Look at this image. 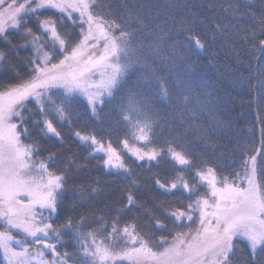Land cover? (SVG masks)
Wrapping results in <instances>:
<instances>
[{
    "label": "trees",
    "instance_id": "16d2710c",
    "mask_svg": "<svg viewBox=\"0 0 264 264\" xmlns=\"http://www.w3.org/2000/svg\"><path fill=\"white\" fill-rule=\"evenodd\" d=\"M90 8L119 41L118 64L131 67L120 74L113 94L104 96L95 111L76 94L63 93L62 103L46 97L53 110L30 101L24 108L21 138L51 172L66 176L54 227L83 217L81 231L107 238L119 215V223L135 220L155 240L175 228L166 210L184 195L179 188L161 190L157 181L167 184L181 173L191 179L193 168L202 162L224 174L233 168L241 171L240 161L256 155L264 143V97L259 94L264 81V0H91ZM24 12L25 22L0 36V86L30 76V40L37 35L43 43L51 40L42 24H54L69 48L80 38L82 23L76 16L70 19L50 7ZM27 30L31 37L25 35ZM46 119L59 135L46 130ZM146 119L151 129L142 139L145 135L135 131L134 121ZM78 132L111 142L122 167L108 169L105 155L81 141ZM130 147L157 155L140 159ZM174 150L190 156L192 163L181 164L171 156ZM130 196L135 203L127 207ZM154 220L164 221L168 228L156 229ZM62 240L57 251L72 254L69 264H89L73 232L62 230ZM235 243L232 264H264V255L257 250L253 256L246 239Z\"/></svg>",
    "mask_w": 264,
    "mask_h": 264
},
{
    "label": "snow or ice",
    "instance_id": "6c2138e0",
    "mask_svg": "<svg viewBox=\"0 0 264 264\" xmlns=\"http://www.w3.org/2000/svg\"><path fill=\"white\" fill-rule=\"evenodd\" d=\"M47 2L42 0V3ZM16 3L17 0H13V4ZM71 6L75 7L74 4ZM21 8L23 5L0 11V36H7L9 26L15 29L25 22L21 17L28 13L21 12ZM84 12H87L86 3ZM42 28L45 34L51 32V40L43 43L39 35L30 40L34 49L30 76L14 85L0 86L5 89L0 92V221H3L0 224L3 229L0 230V250L6 264H33L37 257H43V251L31 255L33 244L54 255L53 260L40 259L39 264H69L72 254L57 252V244L65 243L62 230L74 233L77 249L89 258V264H121L123 261L129 264H232L235 241L240 237L249 243L253 256L257 250L264 255V143L256 155H248L240 161L237 167L241 171L233 168L224 174L218 172L217 167L202 162L193 168L191 179L181 173L167 184L157 181L163 191L174 192L179 188L184 193L177 206L166 210L175 228L158 239H150L135 220L119 223V215L111 222L107 238L96 232L81 231L83 217L75 223L68 218L63 225L53 226L66 190V176L63 172L48 171L42 161L35 163L39 175L31 171L34 166L31 158L35 153L21 141V125L26 119L24 108L31 101L42 109L44 92L56 86L63 87L66 96L80 91L90 105L102 103L104 95L110 97L113 94L117 73H123L131 64L114 67L109 62L121 49L103 24L96 25V30L91 25L87 31L81 30L79 40L71 48L54 24L44 23ZM25 35L31 37V31L27 30ZM96 69L106 73L112 69L99 86L88 82ZM259 88L260 96L264 97V81L260 82ZM129 106H132L131 100ZM55 110L62 111L60 106ZM14 121H19L20 126ZM46 127L55 132L51 121ZM144 129L150 131L151 121L145 120ZM77 137L82 141L89 140L81 134ZM147 138V135L142 137ZM91 141L107 154L106 165L122 166L114 148L109 145L105 149L95 136ZM136 153L140 159L157 155L155 151L138 149ZM170 154L181 164L192 163L191 157L181 151L174 150ZM22 195L27 199H22ZM133 203L134 198L130 196L127 207ZM153 223L158 230L168 228L164 221L154 220ZM185 228L187 231L183 230ZM13 230L20 235L14 234ZM49 234H53L56 243L48 241ZM13 242L20 247H15Z\"/></svg>",
    "mask_w": 264,
    "mask_h": 264
},
{
    "label": "rangeland",
    "instance_id": "374dc122",
    "mask_svg": "<svg viewBox=\"0 0 264 264\" xmlns=\"http://www.w3.org/2000/svg\"><path fill=\"white\" fill-rule=\"evenodd\" d=\"M34 2V5L32 6L33 9H38V8H44V7H50L51 9H54V10H62L63 12L66 13V15L71 19V16H76L77 18H79L78 22L79 23H82V28L81 30H84V31H87L88 28H89V25H91V27L93 28V30H96V25L98 24H103L105 26V28L109 31V33L111 34V31L109 29V26L108 24L103 21L101 18H98L96 17L91 11V8H90V5H91V0H48L47 3H42V0H17V3L14 5L13 4V0H0V11H4L5 9H8L9 7H13V8H20L21 5H23V8L20 9L21 12H24V11H27L29 9H32V8H29L28 5L33 3ZM87 4V12L85 13L84 12V4ZM72 4L75 5V7L71 6ZM80 9L79 11H77L76 9ZM89 16L91 17V21H89ZM10 27V26H9ZM113 37V39L115 40V42L117 43L116 41V38L111 35ZM94 41H90V43H93ZM119 45V41L117 43ZM118 57H119V60H120V55H119V52L117 55H114L110 58V63L115 67L116 65H119L118 62ZM118 61V62H117ZM111 71L112 69H109V71L106 73L104 72L103 70L101 69H96L93 74L88 78V82L89 84H92V85H101L105 82L106 78L108 75L111 74ZM121 73H117V80L119 79V76H120ZM117 82V81H116ZM95 90V89H93ZM43 91V90H41ZM65 93V89L63 87H59V86H56V87H49L48 91L47 92H44L43 94V99H44V108L45 106H48L49 108H45L46 110H53V107H51L50 105L47 104V100L45 99L46 97H51V100H56V99H59V103H62V94ZM72 94H76V95H79V96H82L83 99H85V101L87 102V104L92 107V109L97 105V103L99 102H93L92 105H90L87 101V98L85 95H83L80 91H74ZM71 94V95H72ZM61 96V98H59ZM106 96V95H104ZM103 96V97H104ZM50 121L49 119H46V125H47V122ZM16 122V121H14ZM135 122V131H138L139 130V135H147L148 134V130L143 129V126H144V123H141V122H138V121H134ZM17 123V122H16ZM51 124L53 125V123L51 122ZM53 128L55 130L54 133L50 132L47 127H46V130L52 134H55V135H59V132L58 130L56 129V127L53 125ZM77 134H81L83 136H87L89 137V140L88 141H83L85 143H89L91 145H93L92 141H91V137L92 136H95L91 133H77ZM76 134V136H77ZM96 137V136H95ZM79 138V137H78ZM96 140L97 142L99 143H103L104 145V148L107 149L109 147V145L114 148L117 153L119 154V159L121 160L122 162V157L120 156V153L118 152V150L114 147V145L109 142V141H100L97 137H96ZM21 141H22V144L25 145V146H28L30 147L29 145L25 144L21 138ZM82 141V140H81ZM94 151L95 152H101L105 155V161L107 159V154L102 150V149H98L96 146H94ZM31 148V147H30ZM128 150H129V147H127ZM141 150L139 148H136V147H130V150L137 155L136 153V150ZM141 152H146L145 150H141ZM138 156V155H137ZM32 163H33V168L31 169V171L33 173H35L36 175H39L40 173L36 170V167H35V163L36 161H42L40 159H37L35 156H33L32 158ZM113 159L115 160L116 157H113ZM44 162V161H42ZM45 163V162H44ZM46 167H47V170L50 171V169L48 168V165L47 163H45ZM106 165V164H105ZM122 165H123V162H122ZM106 167L108 169H118L122 166H116L115 164H110V165H106ZM45 178H46V173H45ZM22 199H27L25 196H21ZM0 224H3V221H0ZM0 230H3L2 228H0ZM14 234H16L17 236H19L20 234L19 233H15V230H13ZM240 238H243V237H240ZM245 239V238H244ZM48 241L50 243H55L53 241V237H52V234H49V237H48ZM14 246L19 248L20 245L19 244H16L15 242H13ZM37 251H43L44 252V255L43 257H37L36 260L33 261V264H39V260L40 259H45V260H53L54 259V255L53 253H51L50 250L48 249H38L34 244L32 245V248H31V255L32 256H36V253ZM58 252V251H57ZM0 264H6V261L4 259V256H3V252L2 250H0Z\"/></svg>",
    "mask_w": 264,
    "mask_h": 264
}]
</instances>
